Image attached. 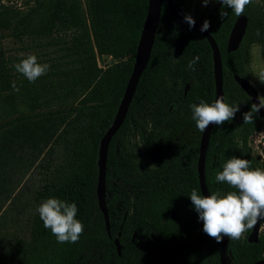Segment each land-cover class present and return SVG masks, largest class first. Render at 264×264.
Returning a JSON list of instances; mask_svg holds the SVG:
<instances>
[{
    "label": "trees",
    "instance_id": "1",
    "mask_svg": "<svg viewBox=\"0 0 264 264\" xmlns=\"http://www.w3.org/2000/svg\"><path fill=\"white\" fill-rule=\"evenodd\" d=\"M216 1L198 22H210L207 32L220 53L223 100L239 104L240 111L237 125L234 118L211 126L203 182L209 194H224L235 189L217 183L215 175L228 159H248L251 168H259L248 139L260 129L262 117L256 114L253 123L243 122L252 104L233 75L244 77L249 44H261L264 52V0L245 7V30L232 51H226V39L237 16L221 3L215 6ZM184 3L171 0L182 16ZM146 6L147 0H0V209L14 198L21 204L18 213L27 214L22 234L0 240V264H219L220 243L203 231L190 199L193 188L200 193L197 143L189 157L183 153L186 137L200 135L190 106L201 100L212 103L211 51L201 33L170 16L163 0L148 60L106 150L109 234L97 207L98 141L129 76ZM24 40L56 46L55 54L46 58L49 71L34 83L15 70L17 57L4 45ZM98 56L114 61L100 67ZM194 56L199 61L193 71L188 62ZM134 131L153 166L131 159L127 142ZM33 171L39 183L30 191L23 178ZM50 197L77 205L75 218L84 225L77 243H58L43 226L36 209ZM194 230L202 233L201 244L191 240ZM117 232L119 254L113 243ZM263 252L264 231L255 242L245 236L228 238L226 244L232 264H251Z\"/></svg>",
    "mask_w": 264,
    "mask_h": 264
},
{
    "label": "clouds",
    "instance_id": "2",
    "mask_svg": "<svg viewBox=\"0 0 264 264\" xmlns=\"http://www.w3.org/2000/svg\"><path fill=\"white\" fill-rule=\"evenodd\" d=\"M251 2L252 0H220L221 5L232 9L236 16L242 15L245 7ZM202 3L207 6L209 0H202ZM220 15L223 17L226 13L220 12ZM184 20L190 29L195 26V20L191 15L185 14ZM209 28L210 22L204 20L200 31H208ZM198 61L199 57L194 56L188 62V68L194 71ZM14 67L30 83L47 74L50 69L47 63H38L35 54H29ZM258 79L264 83V73H261ZM190 107L196 128L202 133L210 125L221 126L225 122L232 121L235 114L240 111L239 104L229 105L221 97H217L211 104L201 100L199 104ZM262 108H264V99H258V103H253L249 111L243 113V122L253 123L256 114ZM250 165V160L234 156L226 161L222 171L216 173V182L227 184L235 189L234 191H227L224 194L213 192L206 196L195 188L191 191L190 199L198 213V218L203 221V231L217 243H221L225 236L232 240L241 239L254 228L258 220L264 218V169H253ZM36 211L43 226L51 231L58 243L79 241L84 225L75 218L78 212L75 203H66L50 197L42 201Z\"/></svg>",
    "mask_w": 264,
    "mask_h": 264
},
{
    "label": "water",
    "instance_id": "3",
    "mask_svg": "<svg viewBox=\"0 0 264 264\" xmlns=\"http://www.w3.org/2000/svg\"><path fill=\"white\" fill-rule=\"evenodd\" d=\"M163 1L166 10L176 22L189 26L188 23L184 20V16H182L181 14H179L177 11L174 10L171 4V0H163ZM161 2L162 0H147L146 13L138 35L129 76L125 83L122 95L117 104L113 118L98 141L97 158H96L97 175H96V185H95V196H96L97 207L102 215L104 228L107 234H109V220H108L107 208L105 205V182H104L106 150L111 136L119 128L126 115L128 105L132 98L137 80L148 60L154 38L155 29L157 27L159 20ZM219 3L220 0H217L215 6H218ZM245 26H246V16L243 14L237 16L234 22L232 23V26L230 28V31L226 39V47H225L226 51H232L237 48L243 36ZM192 28L197 30L205 37L210 47L213 74H214V93L212 99V103H214L217 97L223 98L220 53L213 37L207 31L204 32L200 31L201 24L197 20H195V26ZM262 47L264 49V28H263V36H262ZM233 79L242 89V91L247 95L251 104L258 103L259 97L256 90L244 77L235 74L233 75ZM258 115L262 116V109H260ZM211 126L212 125H210L203 133L200 132L198 139L197 156L195 161V170L197 175L199 191L200 194L205 196L210 195L206 190L203 182V166H204L205 149H206V144ZM171 216L172 218H175L173 211H171ZM259 223L260 222L258 220L254 228L248 232L246 236V240L248 242H255L257 240ZM118 236H119V232H117L116 236L113 238V243L117 254H119V250L121 247V245L119 244ZM227 241L228 238L225 236L223 238V241L219 245V251H218L219 264H227L226 263V259L228 257L226 254ZM251 264H264V256L255 260Z\"/></svg>",
    "mask_w": 264,
    "mask_h": 264
},
{
    "label": "rangeland",
    "instance_id": "4",
    "mask_svg": "<svg viewBox=\"0 0 264 264\" xmlns=\"http://www.w3.org/2000/svg\"><path fill=\"white\" fill-rule=\"evenodd\" d=\"M10 2H14L16 4H23L24 0H9ZM215 0H209L207 6H204L202 0H185L184 3V13L191 15L195 20L202 21L211 6L213 5ZM8 2V1H6ZM43 42L46 39L41 40ZM40 40H24L22 43L14 42L11 43L9 41H4V45L9 47V53L14 57H17V60L14 62H20L22 59L26 58L29 54H35L38 60V63L44 64L48 61L46 58L55 54L53 51L56 46H36V42H41ZM29 44L28 48H25L23 45ZM35 45V46H34ZM22 46V47H21ZM57 53V52H56ZM45 60V61H44ZM114 61L111 56H98L97 64L100 67H104L107 64H110ZM261 73H264V52L261 50V44L259 43H251L247 46L245 52V61L243 64V76L244 78L254 87L256 90L259 99H264V83L259 81V76ZM262 124L260 129L255 131L253 134L249 136L248 144L251 148V153L257 158L258 167L261 168V163H264V108H262ZM235 124L237 125L238 118L234 119ZM146 131H150V127H145ZM198 139L193 135H188L186 137L185 145L183 147V153L186 157H189L195 145L197 143L198 147ZM127 150L131 153V159L134 162H137V159H141L145 162V164L149 167L153 166L154 163L151 160V157L144 152L140 136L137 131H134L128 139L127 142ZM37 173L35 171L28 173L23 181L31 186V190L35 188L39 180H36ZM21 185V184H20ZM20 185L17 189L20 188ZM26 198V197H25ZM24 198L21 199L23 201ZM17 199L12 198V203L9 201L5 202L0 209V240L7 242L13 234H22L24 231L25 218L27 214L24 210L18 213L17 207L21 204H17ZM16 206V207H15ZM259 232L264 231V218L259 220ZM248 233L245 234L247 236ZM243 236V237H245ZM191 240L200 243L202 242L203 236L202 233L198 230H194L191 235ZM242 237V238H243ZM264 256V252H263ZM227 264H232L229 261V258L226 259Z\"/></svg>",
    "mask_w": 264,
    "mask_h": 264
}]
</instances>
